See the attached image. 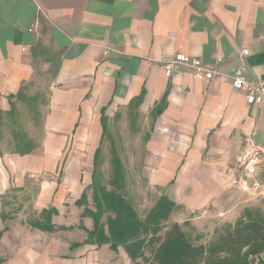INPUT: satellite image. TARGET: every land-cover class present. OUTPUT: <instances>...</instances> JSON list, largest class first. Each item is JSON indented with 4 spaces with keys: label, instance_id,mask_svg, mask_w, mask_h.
Masks as SVG:
<instances>
[{
    "label": "crops",
    "instance_id": "obj_1",
    "mask_svg": "<svg viewBox=\"0 0 264 264\" xmlns=\"http://www.w3.org/2000/svg\"><path fill=\"white\" fill-rule=\"evenodd\" d=\"M243 50L245 79L264 80V0H0V123L24 96L46 95L42 142L59 160L72 142L99 145L105 110L107 126L135 128L150 184L178 205V223L233 224L264 200V169L239 166L249 148L264 151V104L248 105L229 77ZM178 52L222 59L228 77L199 81L178 68L167 78L160 60ZM33 153H0L2 264H37L41 253L46 264L43 241L56 234L21 219V200L6 201L52 159ZM8 206L20 210L4 221Z\"/></svg>",
    "mask_w": 264,
    "mask_h": 264
},
{
    "label": "rangeland",
    "instance_id": "obj_2",
    "mask_svg": "<svg viewBox=\"0 0 264 264\" xmlns=\"http://www.w3.org/2000/svg\"><path fill=\"white\" fill-rule=\"evenodd\" d=\"M46 100L47 96L44 94L35 97L24 96L22 100L16 102L11 114L5 115L3 122L0 123V153L15 154L18 146L17 137H20L31 140L37 148L41 147L42 154L46 153L52 158L41 174L31 172L27 175L28 189L15 198L8 196L7 203H11L13 199L21 200L24 203L21 219L29 222L38 215L36 203L39 196L46 195L42 204L46 207L54 206L60 211L56 222L58 225H55L72 227L70 230H58L52 236L47 235L46 241H43L48 248L47 254L50 252L46 264H143L141 260L132 262L122 249L114 253L108 246L97 249L95 246L83 245L71 253L68 247L73 244L81 245L86 241L87 233L79 227L82 223L88 229L93 227L90 218L81 217L83 208L75 206L76 200L87 189L92 205V189L89 188L92 182L112 189L116 173L114 163L117 160L124 173V194L135 210L141 216H145L155 205L161 191L157 188L156 191L151 186L150 176L143 168L147 162L143 159L145 144L135 142V128L114 119V122L107 126L106 137H102L99 145L72 142L67 144L62 157L58 160L54 153L48 151L49 148L53 151V147L42 142L45 135L42 124ZM143 130H148V127ZM87 135H90V131ZM40 140L42 143H39ZM53 146L59 147L58 144ZM97 150L98 156L94 165ZM33 152L31 154H34ZM257 202L250 208H258L264 212V200ZM17 204H20L19 201ZM18 210L20 209L17 206L7 207L9 212L15 213ZM185 223L187 225H184ZM180 224L193 241L200 243L209 240L214 230L224 223L218 225V222L212 221L204 224L185 221ZM66 256H70L71 259L64 261ZM40 257L41 260L37 264H43V253Z\"/></svg>",
    "mask_w": 264,
    "mask_h": 264
},
{
    "label": "trees",
    "instance_id": "obj_3",
    "mask_svg": "<svg viewBox=\"0 0 264 264\" xmlns=\"http://www.w3.org/2000/svg\"><path fill=\"white\" fill-rule=\"evenodd\" d=\"M107 121L104 110L103 137L107 134ZM17 140L15 154L29 155L37 148L31 140ZM114 165L112 189L92 182V205L87 189L76 200L75 206L83 208L81 217L90 218L93 227L88 229L83 223L79 226L86 231L87 239L81 245H71V251L83 245L97 249L108 246L114 253L122 249L132 262L141 260L143 264H264V212L260 209H244L235 223L216 228L209 240L196 243L173 217L178 205L165 195L141 216L124 194V173L119 161ZM58 215L56 207L44 208L29 224L48 233L70 230L72 227L54 224L53 218ZM1 216L5 221L11 212L4 209Z\"/></svg>",
    "mask_w": 264,
    "mask_h": 264
},
{
    "label": "built area",
    "instance_id": "obj_4",
    "mask_svg": "<svg viewBox=\"0 0 264 264\" xmlns=\"http://www.w3.org/2000/svg\"><path fill=\"white\" fill-rule=\"evenodd\" d=\"M110 51L111 49H106L105 55H108ZM247 55L248 51L243 50L241 65L233 68L229 77L231 78L233 88L236 91L244 92L245 101L248 105H261L264 104V80L250 82L245 79L246 66L244 58ZM222 62V59H218L213 65H208L202 60L186 55L183 52L164 55L160 60L167 78H171L176 74L181 75L182 72L178 71V68H183L192 71L197 80L207 82L224 80L228 77L221 70L220 66ZM239 166L247 174H254L258 168L264 169V151L257 147L249 148L240 157Z\"/></svg>",
    "mask_w": 264,
    "mask_h": 264
}]
</instances>
